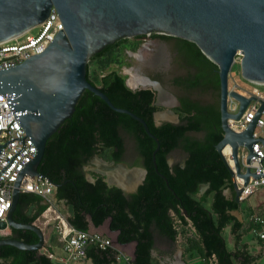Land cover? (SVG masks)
<instances>
[{
  "label": "trees",
  "instance_id": "1",
  "mask_svg": "<svg viewBox=\"0 0 264 264\" xmlns=\"http://www.w3.org/2000/svg\"><path fill=\"white\" fill-rule=\"evenodd\" d=\"M152 35L177 38L188 45L194 61L200 64V73L189 79L187 86L190 90L201 91V94L211 89L213 97L210 102L180 98V106L176 107L179 122L156 125L153 115L160 107L153 104L155 91L150 88L133 90L127 85L125 75L116 69L109 70L113 64L125 62L124 52L135 46L130 38L118 40L93 55L87 66V78L117 107L129 109L146 121L160 141L156 153L157 170L153 163L157 142L148 135L143 124L129 114L112 109L90 90H85L73 115L47 141L38 169L56 184L57 197L66 201L71 213L69 222L75 228L88 231V216L96 226L111 218L110 229L119 232L120 243L136 241L133 264H156L151 250L157 237L163 236L171 243L177 241L176 216L183 225L192 223L200 238L199 253L203 264H236L239 257H242L241 264H247L250 257L241 250L230 251L223 234L227 225L231 224L232 231L237 233L242 224L231 213L239 208L235 196L228 198L224 193L226 188L234 193V187L230 167L217 150L224 136L218 66L191 41L165 34ZM122 125L135 134L148 171L144 182L132 193L109 186L105 177L96 172H90L96 179L91 182L84 171V166L94 156L107 161L122 159ZM177 149L184 152L185 161L171 166L169 155ZM203 185L208 187L200 194ZM43 201L44 197L36 193L21 192L14 218L33 223L47 208ZM208 201L209 207L206 205ZM30 205L35 206L34 212ZM5 237L32 244L39 240L31 229L11 228L6 235L0 231V238ZM240 238L239 234L236 235L237 244ZM185 250L191 254L193 249L186 245ZM117 255V250L111 246L101 249L90 244L87 247V257L93 264H111ZM0 264L53 262L39 250L1 245Z\"/></svg>",
  "mask_w": 264,
  "mask_h": 264
},
{
  "label": "water",
  "instance_id": "2",
  "mask_svg": "<svg viewBox=\"0 0 264 264\" xmlns=\"http://www.w3.org/2000/svg\"><path fill=\"white\" fill-rule=\"evenodd\" d=\"M53 8L57 10L64 29L42 53L16 66L0 69V93L4 94L11 113L37 148L36 156L18 174L7 221L0 220V231L9 228L31 229L39 237L34 244L14 237L0 238V246L13 245L30 251L45 247L43 230L34 222L16 220L14 211L22 192L21 185L27 181L26 176H45L38 166L44 157L47 141L73 115L85 90L94 92L112 109L129 114L143 124L148 135L157 142L153 152L157 170L156 153L160 141L150 131L146 121L129 109L117 107L106 93L87 78V66L93 55L118 40L152 33L191 41L218 66L224 136L217 150L230 167L236 192L234 198L240 204L237 177L244 178L247 184L251 175H263L252 172L246 164L256 155L253 145L258 141L264 144V138L253 135L264 103L246 129L234 130L229 126L228 119H240L254 97L229 90V79L232 67L240 57L242 76L250 82L264 84V0H0V43L36 32L53 14ZM229 95L240 101L237 113L228 111ZM178 120L179 116L176 115L174 121ZM25 137L15 138L22 140L23 148ZM13 140L0 144V152L2 146ZM227 146L230 147L229 157L224 152ZM242 146L248 149L245 160L239 157ZM96 159L103 160L98 156ZM111 176L107 174L105 179L108 185L120 187L126 192L136 191L142 183L135 182L128 187L124 181L112 179ZM87 178L91 182L96 180L91 175H87ZM48 203L49 200L45 199V204Z\"/></svg>",
  "mask_w": 264,
  "mask_h": 264
},
{
  "label": "built area",
  "instance_id": "3",
  "mask_svg": "<svg viewBox=\"0 0 264 264\" xmlns=\"http://www.w3.org/2000/svg\"><path fill=\"white\" fill-rule=\"evenodd\" d=\"M46 23L36 32L8 42L0 43V69L9 68L20 64L33 55L42 53L54 40L60 30L64 29L62 21L55 8L52 9ZM154 34V33H152ZM150 34V35H152ZM158 34V33H157ZM144 36H148L144 35ZM264 86V84H258ZM229 90H236L245 96L254 99L248 104L246 110L240 119L229 118L228 124L236 131H242L255 118L262 103H264V88L255 87L252 92H248L238 84L229 85ZM228 111L237 113L240 107V101L228 96ZM12 110L7 103L3 93H0V144L4 145L7 141L26 136L25 129L18 123ZM9 127V128H8ZM255 138H264V108L257 120L254 129ZM23 148L22 140L15 139L7 145L1 147L0 152V171L11 161L13 156ZM239 148V157L245 160L247 152H241ZM256 155L246 166L251 167L252 172L263 174L260 177L250 176L245 184L244 178L237 177V184L240 190V199L243 200L264 186V144L261 141L253 145ZM37 154V148L33 141L27 135L24 138V148L11 161V163L0 174V220L7 221L8 212L12 205L14 183L23 166L32 160ZM230 152L227 157H229ZM245 168L243 169V171ZM27 181L21 185L23 192H33L41 196L52 194L56 190V184L47 176L31 177L26 176ZM251 220L254 223L253 232L262 242L264 248V215L252 213ZM180 223H182L180 221ZM59 231L63 239L64 255L59 256L46 247L41 249L43 254L50 258L53 264H69L87 258V247L95 244L101 249L111 246V241L100 233L79 230L71 226L66 220L61 219Z\"/></svg>",
  "mask_w": 264,
  "mask_h": 264
},
{
  "label": "flooded vegetation",
  "instance_id": "4",
  "mask_svg": "<svg viewBox=\"0 0 264 264\" xmlns=\"http://www.w3.org/2000/svg\"><path fill=\"white\" fill-rule=\"evenodd\" d=\"M142 36L144 35H141V37ZM159 39L160 41L157 45L155 58L151 59L156 73H153L150 76L144 75L150 77L152 82H154L153 85H150L152 87L149 88L155 91L153 104L160 107V109H158L153 115L154 122L158 126L165 122H179L180 119L178 121H174V119L175 116L178 115L176 107L180 106V98L189 97L201 102H210L213 97V91L211 89H209L210 91L201 94V91L190 90L187 86L189 79H194L200 73V64L197 61H194V57L191 55L188 45L179 41L177 38ZM164 113L174 115V119L168 117L160 118L159 114ZM120 135L124 142L122 159L120 161H107L100 157L103 160L102 163H98L96 161L97 156H94L89 163L84 166L86 176L87 172H96L103 175L105 177L104 179L107 178V174H111L112 179L128 178L129 180H127V182H130L131 180L133 183H139L140 181H142V183L144 182L148 171L144 165L140 145L135 134L130 132L128 127L122 125L120 126ZM174 153L182 154V158L179 161H175L172 156ZM184 161V152L181 149L172 152L168 158V162L171 166H174L177 162L184 163ZM126 173L127 176H125ZM203 187L204 185L201 189ZM55 191L57 194V189ZM160 246L172 248L175 246V243H171L163 236L157 237L151 253L154 248Z\"/></svg>",
  "mask_w": 264,
  "mask_h": 264
},
{
  "label": "crops",
  "instance_id": "5",
  "mask_svg": "<svg viewBox=\"0 0 264 264\" xmlns=\"http://www.w3.org/2000/svg\"><path fill=\"white\" fill-rule=\"evenodd\" d=\"M205 190L201 189L200 194L204 193ZM224 193L228 198H231L233 195L235 196L236 194L235 190L233 193L229 188H226L224 190ZM43 197L44 201L42 202V204L47 205V208L34 221V223L37 224L45 233V247L50 251L54 252L55 254L62 256L64 255L63 239L61 237L58 226L60 225L61 219L66 220L71 225V223L69 222V217L71 213L66 204V201L64 199H58L56 191H54L50 195ZM45 199L49 200L48 204H45ZM30 210L34 212L35 206L30 205ZM231 213L236 217L237 221L242 224V227L237 231V233L232 231L231 224L227 225L224 228L223 234L226 239L227 246L229 245L228 240L230 241L231 247L229 248L228 246V248L230 249V251L233 252L236 250H241L243 253L249 256L250 261L247 264H264V248L262 242L253 232V227L255 225L251 220L252 213H259L264 215V186L261 187L257 192H255L251 196L241 200L239 208L237 210L232 211ZM88 219V231L102 234L111 241V247L117 250V259L111 264H133L132 260L134 259V254L136 251V241L120 243L118 240L119 232L110 229V219H107L102 225L99 226L94 225V223L90 219V216H88ZM176 221L180 223L181 220L177 216L175 217V226L177 227L178 225L176 224ZM188 225L194 229L191 222H189ZM10 229L11 228L5 230V232H7L6 234L10 233ZM227 231L229 239L226 236ZM238 234L241 237L239 244L236 243V235ZM52 236H54L55 238H52ZM186 245L187 244H184L182 248L176 247V245L172 248H168L166 246L156 247L152 252V257L155 259L156 264H203V258L199 260L196 258L192 259L191 261L189 260L186 253H190L186 252ZM241 260L242 257H239V259H237L236 261V264H241ZM69 264H93V262L90 258L87 257L82 260L70 262Z\"/></svg>",
  "mask_w": 264,
  "mask_h": 264
},
{
  "label": "rangeland",
  "instance_id": "6",
  "mask_svg": "<svg viewBox=\"0 0 264 264\" xmlns=\"http://www.w3.org/2000/svg\"><path fill=\"white\" fill-rule=\"evenodd\" d=\"M130 39L135 44V46L134 48H128L124 52L125 62L123 64L115 63L111 66L109 70L116 69L121 74L125 75L127 83L130 85L131 89L133 88V90L144 88V87H148V88L152 87L150 85H143L141 83H139L136 86V85H133L132 83L130 84V82L132 81L131 77L134 74H138L141 76H144V75L150 76L153 73H156L154 64L151 59L155 58L157 45L160 39L159 37H155L154 35L142 36L141 38L134 37ZM239 61H240V57H238L237 62L232 67V71H231L230 79H229L230 86H233L234 84H238L241 87V89H244L248 92H252V90L255 87L264 88V86L250 82L242 76ZM164 114L168 115V113H164ZM167 117L173 119L174 115H168ZM241 152L248 153V149L246 147L241 148ZM172 156L175 161H179L182 158V154H179V153H174ZM96 161L98 163H102V161H98L97 159ZM87 175L93 176L90 172H87ZM206 188L207 187L204 186L202 190H205ZM206 205L210 206V201H208ZM176 224L178 225L177 226L178 238H177V241L175 242L176 247L182 248L184 244H187L188 246H191V248L193 249L191 254L186 253L189 260L191 261L192 259H195V258L198 260L201 259L202 256L199 253L200 252L199 249H201V245H200L201 242H200L199 236L195 233L194 229L191 226L189 225L183 226L182 223H179L177 221H176ZM6 233L7 232L5 231H1L2 235H6ZM226 236L228 238V231L226 232ZM228 242H229L228 246L230 248L231 247L230 241L228 240Z\"/></svg>",
  "mask_w": 264,
  "mask_h": 264
},
{
  "label": "bare ground",
  "instance_id": "7",
  "mask_svg": "<svg viewBox=\"0 0 264 264\" xmlns=\"http://www.w3.org/2000/svg\"><path fill=\"white\" fill-rule=\"evenodd\" d=\"M132 77H131L132 81L130 82V84L132 83L133 85H136V86L139 83H141L143 85H153L154 84V82H152V80L150 78H148L147 76H141L138 74H134ZM159 116L160 117H167L168 115L167 114H161ZM173 119H174V117H173ZM224 152L226 153V155H228L230 152V147L227 146L224 149ZM230 162H232V160H230ZM120 180L124 181L128 187H131L133 185V182H131L132 180L130 182H127V180H129L128 178H121Z\"/></svg>",
  "mask_w": 264,
  "mask_h": 264
}]
</instances>
